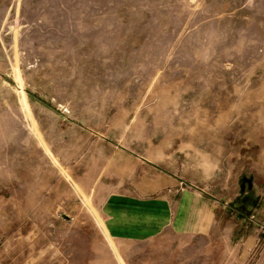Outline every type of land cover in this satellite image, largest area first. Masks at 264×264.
<instances>
[{
    "label": "rangeland",
    "instance_id": "1",
    "mask_svg": "<svg viewBox=\"0 0 264 264\" xmlns=\"http://www.w3.org/2000/svg\"><path fill=\"white\" fill-rule=\"evenodd\" d=\"M162 177L213 230L112 240ZM0 264H264V0H0Z\"/></svg>",
    "mask_w": 264,
    "mask_h": 264
},
{
    "label": "crops",
    "instance_id": "2",
    "mask_svg": "<svg viewBox=\"0 0 264 264\" xmlns=\"http://www.w3.org/2000/svg\"><path fill=\"white\" fill-rule=\"evenodd\" d=\"M101 216L110 238L142 242L170 232L177 236L208 235L217 219L216 202L202 190L179 188L175 179H159L141 194H109Z\"/></svg>",
    "mask_w": 264,
    "mask_h": 264
}]
</instances>
